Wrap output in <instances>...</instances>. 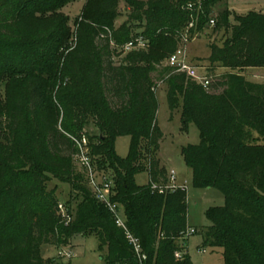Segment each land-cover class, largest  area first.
<instances>
[{
    "label": "trees",
    "instance_id": "trees-1",
    "mask_svg": "<svg viewBox=\"0 0 264 264\" xmlns=\"http://www.w3.org/2000/svg\"><path fill=\"white\" fill-rule=\"evenodd\" d=\"M72 1L0 0V264H52L42 248L63 250L79 235L98 238L106 264H142L76 160L73 139L83 136L98 179L113 183L111 201L145 264H192L188 192L152 189L168 182L156 156L164 138L157 78L167 86L170 110L181 109L183 125L199 129L201 142L182 152L193 186L226 200L206 213L202 249L220 250L224 264H264V84L246 73L264 69V12L232 25L228 8L217 11L229 0H87L72 26L63 11ZM122 3L129 15L117 28ZM212 20L213 30L227 35L222 45L210 44L205 88L163 61L187 28L193 37ZM140 37L147 48L118 64L116 48ZM119 137L131 139L126 158L116 152ZM143 172L150 183L141 186ZM54 182L71 188L67 218Z\"/></svg>",
    "mask_w": 264,
    "mask_h": 264
},
{
    "label": "rangeland",
    "instance_id": "rangeland-1",
    "mask_svg": "<svg viewBox=\"0 0 264 264\" xmlns=\"http://www.w3.org/2000/svg\"><path fill=\"white\" fill-rule=\"evenodd\" d=\"M86 2L87 0H73L64 8L63 11L70 18L72 26L75 24V19L81 15ZM225 8L229 9L230 23L234 25L238 17L250 12H264V0H229L227 5L226 3L220 5L217 11ZM128 15L129 12L125 10V3H122L120 16L116 22L117 28L127 22ZM213 18L215 19V17ZM214 26L210 24L204 32L197 33L193 37L189 34L187 41L184 39L179 44V48L187 50L192 63L202 67V70H198L201 75L207 74L210 65L207 61L211 55L210 44L222 45L227 35L224 31L215 32L213 30ZM78 28V25L72 28L71 43L73 46H76L78 41ZM189 29L190 27L184 31L185 36ZM116 49L118 52H115V60L120 64L129 52H126L124 48L122 50L120 47ZM163 66L167 67V59L163 61ZM225 71L224 68H218L216 73L222 74ZM246 73L249 74V81L264 84V69H249ZM154 76L157 77V74ZM155 84V92L159 103L158 125L164 134L161 148L156 156L160 160L162 168L166 170L167 175L171 171H175L177 185L185 184L187 186L188 218L194 233L185 243L186 251L191 257L192 264H224L223 254L220 250L202 249L203 237L201 232L203 228L210 225L206 216L207 211L210 208L225 206L226 200L219 191L213 188L196 189L193 186V171L187 166L182 154L184 148L198 145L201 142L199 129L195 124L187 127L183 125L181 109L172 112L169 108L167 86L158 78ZM3 94L4 89L0 88V97H3ZM130 144V137H119L116 141L117 154L122 158H126L130 151ZM136 181L141 186L148 185L150 183L149 173L139 174ZM55 186L58 187L59 201L61 204H66L70 199L71 188L66 184L55 182L51 184V188ZM73 208L75 209V206ZM64 251L72 252L74 257L72 259L62 258L60 256L61 250L53 246H44L42 256L45 259L52 260V264H106L103 260L105 253L99 250V240L95 235L76 236L71 245L64 248Z\"/></svg>",
    "mask_w": 264,
    "mask_h": 264
},
{
    "label": "built area",
    "instance_id": "built-area-1",
    "mask_svg": "<svg viewBox=\"0 0 264 264\" xmlns=\"http://www.w3.org/2000/svg\"><path fill=\"white\" fill-rule=\"evenodd\" d=\"M210 24L214 26L215 21L212 20ZM184 39H186L187 41V36L183 37V40ZM147 44V41L143 37H140L134 41L127 43L124 46V50L126 52L145 50L147 48ZM167 66L174 69L178 73L185 74L188 78L197 81L198 83L202 84L205 88L210 85V79L208 75H201L199 73L198 70H202V67L196 66L192 63L185 48H178V50L167 60ZM73 140L75 141L76 146L79 150L76 160L79 163L80 167L87 173L90 188L92 189L98 201L105 204L109 208V210L114 214L117 226L127 231V237L130 243L133 245L136 253L139 255L142 264H145L147 256L142 253V248L139 241L128 232L122 209H120L117 204H114L111 201V198L113 196V183L107 180H98L97 174L94 171L89 156V140L86 136H83L82 139ZM177 184L178 183L176 173L175 171H171L168 175V182L165 185L154 184L152 185V189L153 191H156L161 195L166 193H175L178 190H183L187 192V186L185 184L180 186ZM59 208L63 217L67 218L68 212L64 204H60ZM193 233L194 230L190 229L185 235V238L188 239L192 236ZM60 256L62 258L72 259L74 257V254H72V252H66L63 249L61 250ZM181 256L182 253H176L177 259H180Z\"/></svg>",
    "mask_w": 264,
    "mask_h": 264
}]
</instances>
